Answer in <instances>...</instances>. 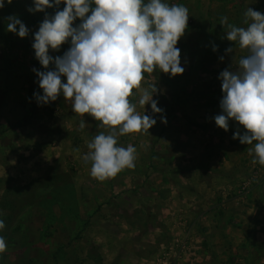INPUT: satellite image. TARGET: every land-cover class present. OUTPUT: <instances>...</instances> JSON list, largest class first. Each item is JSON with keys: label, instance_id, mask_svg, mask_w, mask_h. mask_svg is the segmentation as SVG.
<instances>
[{"label": "rangeland", "instance_id": "rangeland-1", "mask_svg": "<svg viewBox=\"0 0 264 264\" xmlns=\"http://www.w3.org/2000/svg\"><path fill=\"white\" fill-rule=\"evenodd\" d=\"M147 2L148 0H145V3ZM163 2L170 6L183 5L189 9L188 27L177 44L181 51V67L185 71L174 77L158 68L151 74L144 73L142 87L151 90V86L156 85L158 91L153 95V99L158 101L157 106L162 109V112L154 113L150 103L145 105L146 109L140 107L138 105L139 93L135 89L133 90L134 95L129 99L132 103L137 104V111L141 115H149L157 121L152 128L161 130L160 137L164 139L163 132H167L166 128L168 127H172L175 132L185 128L188 134L187 143L193 144L195 129H203L206 124L198 122L196 117L189 114V112L193 113L192 109L188 110L191 107V102L194 104L197 102L202 107L219 104L224 95L220 84L222 83L219 78L220 73L231 65H233L231 66L232 70L235 71L238 68L239 59L247 55L246 50L240 49L236 42L227 40V27L220 24L221 18L226 16L228 23L237 27H246L244 24L245 12L250 7L264 13V0H163ZM30 7H34V0H12L10 4L5 0V7L0 9V220L5 223V228L0 229V236L5 238L8 246L7 251L0 254V264H24L23 260L27 261L30 258L37 262H43V264H55L53 256L61 257L54 251L57 246L66 245L70 239V233L67 232L64 225H67V210L70 206L68 204L72 201L61 200L63 206L55 204L50 207L49 201L39 197L34 200L31 206L26 205L21 210L19 208L26 202V198H31L33 193L38 192L41 189V184H45L54 173L60 174L61 177V183H59L61 185L54 192L59 194L60 198L68 194L71 197L72 195L76 197L75 213H73L77 216L72 219L76 220L77 218L76 223L79 225L88 222L85 230L78 234L82 236V239H76L77 243L74 245L86 247L90 243L91 245L87 246V249L93 247L89 250L90 253L97 249L99 251L100 245H104L105 241H99L105 234L102 236L99 232H91L95 228L103 226L112 230L116 224L125 223L128 224V228L136 224L139 226L136 238H144L146 227L150 224L149 221L153 220H148L149 216H146L149 210L145 208V203H142L145 210L141 208L142 214L145 215H141V210L137 208V202L129 197L131 192L139 189L137 183L142 174L132 175L133 169H125L115 178L101 182L91 177V162L89 165H83V160L82 162L78 161V157L83 158L89 151L88 143L100 133L107 134L110 129L101 127L102 122L96 121L90 115L76 114L72 110V102L66 100L62 93L56 101L46 104L37 101L34 94L43 95V90L39 87V77L33 69L47 71L54 69L55 65H49V69H45L36 59L32 46L34 35L46 15L54 16L56 11L63 10L66 5L62 2L57 7L34 13L28 11ZM11 15L18 16L30 30L27 37L21 38L7 30L6 18ZM81 22V19L77 18L73 26H78ZM70 47L69 38V41L63 44L58 51L50 48L49 54L54 58L63 56ZM228 48H232L233 51L227 52ZM61 79L62 82H67L66 77L62 76ZM81 120L85 121V128L82 131L75 126L80 124ZM237 126H239L237 129L244 134L246 129L239 123ZM76 131L79 132L78 135L75 134ZM83 134L85 138H83ZM137 137L138 133L119 136L118 146L127 147L129 144L136 145L140 142L147 144L148 135H142L141 132L139 138ZM160 142L164 143V141ZM254 143L256 142H253V147ZM247 146L250 147V145ZM171 151L172 146L168 145L169 157ZM143 153L144 161L147 162L148 149ZM56 158H60L57 165L54 163ZM251 169V174L245 178V181L243 179L240 182L232 183L229 188H223L228 184L221 183L217 190L219 194H216V197L214 196L209 203V210H215L217 215L220 211L219 206L223 209L230 202L234 203L232 199L237 195H240L237 198L240 207H243L245 203L246 206L252 205L253 208H258L253 215L251 224L247 217H242L241 220L239 216L231 220V224L234 226L230 228V231L237 228L235 225H240L243 230L241 236L238 235L240 239L237 243L228 241L231 244L227 246L222 241L223 245L219 247V249L222 248L223 254L221 260L213 258L209 260L212 248L207 244L203 246V243H207L205 240H202L200 247H197L196 244L194 247L192 242L194 236L191 232L197 224L195 225L196 222L190 223L187 218L185 223L183 222L187 233L177 235V237L188 240L187 251L180 253L174 250L175 253L172 254L170 250L169 257L154 260L151 257L148 258L146 244L140 243L147 254L142 263L138 260L133 264H193L186 263L193 258L201 261L206 259L212 264H264V209H262L264 208V197H258L256 192V196L249 201V197L254 195L260 181H262V185L261 188L257 187V190L264 195V166L257 162ZM12 187L20 188L17 194H13L16 199L15 211L18 212V215L9 220V216H12L15 211L11 207H1V201L7 188ZM122 198L124 202L123 205H120L121 200L119 199ZM248 201L251 204H247ZM192 202L189 200L188 204H192ZM197 203L192 205L195 206ZM48 206L52 209V213L50 216H45L44 210H47ZM107 208H109L108 216L104 217L102 213L107 211ZM89 209L94 210L93 214L88 217ZM128 214L133 215L131 218L135 223L131 221ZM199 218V221H203L202 214L199 215ZM16 225H19L18 230L14 229ZM71 232L73 235L74 232ZM90 232L91 235L87 234ZM114 232L115 230L108 235L116 237ZM45 238L46 240H44ZM90 239L93 241L92 243L88 242ZM174 239L172 246H174ZM118 241L121 240H114L110 243L115 244ZM40 243L43 245L39 246ZM205 247L209 252L205 250ZM60 249H63V246ZM103 249L104 255L112 257H107L112 261L109 260L107 263L103 261L102 264H120L114 260L117 250ZM199 249H201L200 252ZM155 251L160 253L162 250L159 251L158 248H155ZM83 254L84 252L81 253V256ZM69 258L72 260L71 256H68ZM35 261L26 263L37 264ZM88 262L89 259L87 264ZM201 264L204 263L201 262Z\"/></svg>", "mask_w": 264, "mask_h": 264}, {"label": "clouds", "instance_id": "clouds-1", "mask_svg": "<svg viewBox=\"0 0 264 264\" xmlns=\"http://www.w3.org/2000/svg\"><path fill=\"white\" fill-rule=\"evenodd\" d=\"M62 2L66 7L54 16L46 15L34 35L36 59L45 69L55 65L53 70L33 69L43 90V95H34L39 103L46 104L62 93L72 102L76 114L90 115L102 122L101 127L110 129L88 143L89 151L83 157L86 163L91 162V177L103 182L136 167V148L131 144L118 146V137L147 133L157 123L137 111V104L129 99L133 90L139 93L140 107L150 103L154 113L162 112L153 99L156 85L151 90L142 87L144 73L151 74L158 68L174 77L185 71L177 44L188 27L189 9L170 6L163 0H34V7L28 11L44 12ZM4 7L5 0H0V9ZM77 18L82 22L74 27ZM6 21L9 32L21 38L29 35L30 30L18 16L11 15ZM220 24L227 27V40L236 42L247 55L239 59L235 71L225 69L220 73L224 95L220 101L222 114L215 116V123L225 131L230 119L242 125L246 131L242 135L237 131L233 139L247 145L256 142L248 151L255 154L253 164L264 166V13L249 7L246 27L228 23L226 16ZM69 38L71 47L63 56L49 54L50 48L58 51ZM62 76L67 78L66 83ZM79 128H85L84 120ZM4 228L0 220V229ZM7 247L0 236V254Z\"/></svg>", "mask_w": 264, "mask_h": 264}, {"label": "crops", "instance_id": "crops-1", "mask_svg": "<svg viewBox=\"0 0 264 264\" xmlns=\"http://www.w3.org/2000/svg\"><path fill=\"white\" fill-rule=\"evenodd\" d=\"M231 66L227 69L232 70ZM220 84L222 85V83ZM190 106L191 107L188 110L192 109L193 113H190L189 111L187 112L196 117L198 122H204L206 124L203 129H195L193 144L187 143L188 134L186 133L185 128L181 129V131L178 130L177 133L172 127H168L166 128L167 132H163V139L160 137L161 130H155L154 127L150 128L147 133L142 132V135H148L149 145L148 142L146 145L143 142L133 145L137 150L138 158L136 160V167L132 170V175L137 176L142 174V176L137 183L139 189L135 192H131L129 197L137 202V208L139 210H141V208L142 210H145L143 207L144 205L142 206V203H145V208L149 210L146 216H149L148 220L153 219L152 221H149L150 224H148L149 222L147 223L145 239L136 238L139 228L136 224H134L135 226L128 228V224L120 223V225L116 224L115 228L112 230L101 226L97 229L95 228L97 231H91L96 233L99 232L102 236L105 234V236L99 240H105L103 242L104 245H100L99 251L97 249L90 253L89 250L93 249V247L87 249V246L91 245L90 243L87 244V246L85 245L86 247H84V245H80L79 247L76 244L74 245V243H77L76 239L80 240L82 237L78 234L82 230H85L88 226L86 225L88 222L79 225V223H76L77 218L76 220L72 219V217L77 216L74 214L76 197L72 195V197L69 196L72 202L68 204L70 206L67 210V225H64L67 232L70 233V239L66 245L61 244L63 249H60L61 247L57 246L54 253H57L61 257L57 256L55 258L53 256V263L65 264L68 262V264H81L82 262V264H87L88 259L90 263L94 262L95 264H102L103 261L107 263L110 259H107V257H109L108 255H104L103 248H113L111 250H117L115 256L116 259L114 260L116 263L120 264H133L138 260L142 263L143 260H145L144 256L147 253L148 258L151 257L154 260H157V258H167L171 255L168 252H170V250L172 251L173 239L177 237V235H184L187 233L183 225V222L185 223L187 218L190 223L196 222L195 225L197 224L191 232L195 239V241L192 239L194 247L195 244L197 247H200L202 240H205L207 243H203V246L207 244V246L209 245V247L212 248L211 255L209 254L210 258L208 257L209 260H212L211 258L216 260H221L223 258L222 248L219 249V247H222L223 245L222 241L227 246L231 244L229 242L237 243V241H239L238 239L240 238L238 235L241 236L243 228L240 227V225H235L237 228L233 231L231 229L230 231V228L234 226L231 224V220L235 217L238 218L239 216L241 220L243 219L242 217H247L251 224L253 215L258 208H253L254 206L252 205L246 206L245 203L243 204V207H240V203L238 204L237 201V198L240 197V195H237L232 199L234 200V203L230 202L229 205H226L223 209L219 206L220 211L217 215L215 210H209V203H211L214 196L216 197V194H219V191L217 190L220 188L221 183H227L228 185L223 188H229L230 184L240 182L243 179L245 181V178H248V175L250 176L252 170L251 167H253L252 161L255 158V154L253 152L250 155L248 149L254 147L253 145H250V147L247 145L244 146L240 143L239 139H233L234 133L239 131L237 129L239 127L237 126V121L230 119L229 129L227 131L216 125L215 116L222 114L220 103L217 105L202 107V105L200 106L197 102L196 104L191 102ZM143 109L146 108L144 107ZM75 126L79 127V124ZM239 132L242 135V132ZM75 134L78 135L79 132L76 131ZM83 138H85L84 134ZM137 138H139V133ZM160 141H164V143H161ZM168 145L172 146L170 157L167 153ZM147 149L149 154L148 161L146 162L144 161L143 152ZM62 156L61 158H63ZM78 159V161L81 160V162L83 160V165L90 164V161L86 163L83 158L78 157ZM59 162L60 158H56L54 163L57 165ZM55 168L57 167L55 166ZM142 171L144 172L142 173ZM261 185L262 181H260L259 186L257 187L261 188ZM257 187L254 191V195L249 197V201L256 196V192L258 193V197H264L263 194L258 192ZM119 197L120 195L118 198ZM119 200H121L120 205H123V198ZM189 200L193 201L192 204L197 203V200L199 201L193 206L192 204H188ZM249 201L247 204H251ZM256 203L258 202L256 201ZM118 205L117 207L119 208ZM124 205L126 204L124 203ZM188 206L190 207L188 208ZM98 208L100 207L98 206ZM94 209H89L88 217L93 214ZM71 210L72 212H70ZM102 210L104 209L102 208ZM108 210L109 208L102 213V216H108ZM142 210L141 215H145L142 214ZM200 214L203 215V221H199ZM128 216L132 219L131 221H134V219L131 218L133 215L128 214ZM114 230L116 237L108 235ZM71 231L74 232L73 235ZM88 231H90V229H88ZM91 232L87 234L91 235ZM44 240H46V238ZM44 240L42 239V242ZM114 240L121 241L111 244L110 242H113ZM90 241L91 243L93 242L91 239L88 242ZM140 243L146 244L147 253H145L146 250L141 247L142 245ZM42 245L43 243H40L39 246ZM155 248L162 251L160 253L158 252V254L155 251ZM150 249H152V251H150ZM205 250H207L206 247ZM200 251L201 249H199V252ZM80 252H84L83 256H81ZM207 252L209 251L207 250ZM68 253H70V255H68ZM173 253L175 252L172 251V254ZM160 254H162L161 257ZM68 256H71L72 260L71 258L68 259ZM86 258L87 260H85ZM89 262L88 264H90ZM188 262L193 264H201V262L204 264H212L211 261H206V259L205 261H201L195 258L191 259V261H186V263ZM35 263L43 264V262L40 261H35Z\"/></svg>", "mask_w": 264, "mask_h": 264}, {"label": "trees", "instance_id": "trees-1", "mask_svg": "<svg viewBox=\"0 0 264 264\" xmlns=\"http://www.w3.org/2000/svg\"><path fill=\"white\" fill-rule=\"evenodd\" d=\"M53 70V69H52ZM61 177L60 174L54 173L51 178L45 183L41 184L40 190L36 193L32 194L31 198H26V202L23 205H20L19 208H25L26 205L31 206V204L34 202L35 199H39V197L43 198V200L49 201L50 207H53L55 204H60L63 206V203L61 200H70L69 194L66 196H63L60 198L59 194H56L54 191H56L61 184ZM20 188L17 187H12V188H7L6 194L3 196V200L1 201V207H11L13 211L16 209V199L13 197V194H17L19 192ZM16 213V214H15ZM15 213L11 216H9V220L14 216L18 215V212L15 211ZM45 216H50L52 213V209L47 208V210H44ZM53 215V214H52ZM15 230L19 229V225H16ZM26 260V259H25ZM23 260V262H34L35 260L33 258L28 259L27 261ZM24 263V264H25Z\"/></svg>", "mask_w": 264, "mask_h": 264}, {"label": "built area", "instance_id": "built-area-1", "mask_svg": "<svg viewBox=\"0 0 264 264\" xmlns=\"http://www.w3.org/2000/svg\"><path fill=\"white\" fill-rule=\"evenodd\" d=\"M188 240L185 238L175 237L174 239V246H172V251H179L180 253L187 251L188 249ZM167 264V263H165Z\"/></svg>", "mask_w": 264, "mask_h": 264}]
</instances>
